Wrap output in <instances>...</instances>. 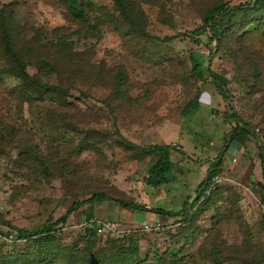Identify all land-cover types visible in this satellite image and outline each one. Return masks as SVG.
Segmentation results:
<instances>
[{"label": "rangeland", "instance_id": "1", "mask_svg": "<svg viewBox=\"0 0 264 264\" xmlns=\"http://www.w3.org/2000/svg\"><path fill=\"white\" fill-rule=\"evenodd\" d=\"M120 1L128 17L114 0H76L81 18L64 0H0V264H264V140L256 135L264 130V8ZM219 6L218 39L194 34ZM28 53L54 69H38ZM16 60L33 81L14 74ZM199 92V108L184 117ZM239 122L255 134L236 132ZM154 144L173 146L176 168L155 189L145 184ZM214 173L220 187L183 221ZM93 191L145 209L84 204L54 239H16L10 226L39 229ZM157 208L178 215L160 218ZM94 219L126 232L91 242L84 226ZM142 221L172 227L145 233Z\"/></svg>", "mask_w": 264, "mask_h": 264}, {"label": "trees", "instance_id": "2", "mask_svg": "<svg viewBox=\"0 0 264 264\" xmlns=\"http://www.w3.org/2000/svg\"><path fill=\"white\" fill-rule=\"evenodd\" d=\"M64 1L66 2L65 8L73 17H77V18L82 17L83 12L78 10L75 6L76 0H72V1L64 0ZM114 1L117 3V6H119L120 9L123 11V14H126V16L128 17V13L126 11L125 6L124 7L121 6V1L120 0H114ZM251 5L254 8L262 9V8H264V0H255ZM243 6H245V5L241 4L236 9H241ZM222 11H223L222 6H219V7L212 9L207 14V16L204 20V25L202 27H199L198 29L194 30L193 33L196 35H201V34L207 32V34H209L211 38L213 37V41L214 40L216 41V39H218L219 34L221 32L220 27H219V23H217V18H218V16H220ZM127 17H126V19H128ZM60 45H61V42H60ZM28 52H30V51H28ZM38 54L39 53H34V54L28 53L29 57L37 58L36 62H33V61L29 62L30 64H32V65L34 64L40 70L41 69L42 70L47 69V66H53V69H54L55 65L53 64V62H49L45 58L44 59L40 58V55H38ZM190 62H191L192 70H194V71H199L203 67L201 61L197 57H195L194 55L190 56ZM14 74L17 75V77L22 81V83L26 82V81H33L34 80L27 74L26 64L22 60H16V62L14 64ZM261 76H263V75L260 74V77ZM258 84L261 88H264V78H262L260 80V83H258ZM31 85L34 86L32 88L35 90L36 83L31 82ZM39 87H41V86L39 85ZM202 93L203 92H199L195 95L192 102H190V104L187 106V108L183 111L184 117H186L187 115L191 114L192 112L196 111L199 108V106L201 104L200 103V97H201ZM239 126H240V128H236L237 129L236 132H239V131L242 132L243 131L246 135H250L251 132L253 135L255 134V132H254L255 128L248 126L246 123L239 122ZM262 132L264 133V130H262ZM243 140H244V138L237 140V141L242 142ZM232 141H233V139L230 137H227L224 140L225 148H224L223 152L227 151V149L230 147V145H231L230 143H232ZM171 150H174L173 146H171V145H158V144L155 145L154 144V145H151L147 148V151L149 153H153V154L155 153L158 155V159L156 160L154 165L147 172L145 184L148 187L154 188V189L159 188L163 185L170 183V181L172 180L176 168H175V165L171 161V154H170ZM260 156L262 157V161H263L261 166H264V157L262 156L261 153H260ZM215 166L216 165H213L214 169H215ZM214 174H216V173H214ZM214 174H212L205 181L204 185H202L201 191L196 196H198L203 191V189L206 187L208 181L210 180V178ZM209 175H210V173H209ZM262 175L264 177V167H263ZM105 201L113 202L114 205H116L117 207H119L121 209H126V210L131 209L135 212L145 209L143 206L136 204L134 201H132L130 199L123 200L122 198L110 196L109 194H107V192L93 191L90 193V198L73 203L67 209L66 214H64V216H62L59 220L51 222L52 219H49L50 221L48 223H45L39 229L27 231V230L22 229V228H15L12 226H10V227L16 231V233L18 235L16 239L23 240V241H31L32 243L39 245L42 241H48V240L54 239L57 236L58 225H61V224L64 225L66 223V220L69 217V215L71 213L77 211L82 205L92 204L95 202H105ZM205 202L203 204H205ZM263 207H264V205H263ZM191 208H192V204L190 203V206L187 207V209L184 210V212H183V218H182L183 221H186L188 219V217L190 216L189 212H190ZM153 213H155L158 216H165V217H169V218H171V217L174 218L178 215V214H173L171 212H166V210L164 211L161 208L154 209ZM96 220L97 219L90 220L84 226V231L88 232V236H89V239L91 240V242L97 240V236H98L96 234V230L94 228ZM115 235H117V234L116 233H108V234L100 235V236H115Z\"/></svg>", "mask_w": 264, "mask_h": 264}, {"label": "built area", "instance_id": "3", "mask_svg": "<svg viewBox=\"0 0 264 264\" xmlns=\"http://www.w3.org/2000/svg\"><path fill=\"white\" fill-rule=\"evenodd\" d=\"M256 135H257V140L258 141H263L264 140V133L261 132L259 129H256ZM261 133L260 135H258ZM259 137V139H258ZM222 182V178L219 174H214L210 180L208 181L206 187L203 189V191L198 195L193 198L191 201L192 208L189 212L191 215L193 211H195L198 207H200L206 200H208L211 195L220 187ZM264 210V209H263ZM173 225V224H172ZM172 226L170 225H162L159 222H147V221H142L138 224V228L140 229L141 232L149 233V232H160L163 230H169L171 229ZM96 234L98 236L100 235H105L108 233H116V234H121L126 232V229L123 228L122 224L117 221H109V220H96L95 221V226ZM8 239H13L12 235H9L7 237Z\"/></svg>", "mask_w": 264, "mask_h": 264}, {"label": "crops", "instance_id": "4", "mask_svg": "<svg viewBox=\"0 0 264 264\" xmlns=\"http://www.w3.org/2000/svg\"><path fill=\"white\" fill-rule=\"evenodd\" d=\"M167 185V184H166ZM156 215V214H155ZM157 216V215H156ZM163 217V216H162ZM161 216H160V218H162Z\"/></svg>", "mask_w": 264, "mask_h": 264}, {"label": "clouds", "instance_id": "5", "mask_svg": "<svg viewBox=\"0 0 264 264\" xmlns=\"http://www.w3.org/2000/svg\"><path fill=\"white\" fill-rule=\"evenodd\" d=\"M216 174H218V173H216Z\"/></svg>", "mask_w": 264, "mask_h": 264}]
</instances>
